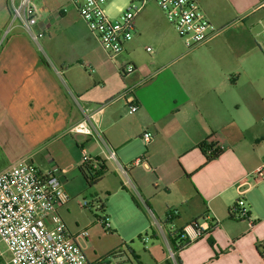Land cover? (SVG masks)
<instances>
[{
	"label": "crops",
	"instance_id": "0c3cea01",
	"mask_svg": "<svg viewBox=\"0 0 264 264\" xmlns=\"http://www.w3.org/2000/svg\"><path fill=\"white\" fill-rule=\"evenodd\" d=\"M68 2L45 0L38 25L29 32L19 22L0 46V171L29 159L43 171L56 169L69 194L66 182L70 175L81 176L84 156L100 158L108 171L99 183L104 199L98 198L105 200V211L109 208V232L122 227L112 210L113 194L121 202L120 212L133 221L147 218L148 212L158 226L152 230L150 257L133 250L142 264H169L171 259L178 264L171 240L176 242L186 226L205 216L217 225L179 251L181 264H264V177L252 179L264 167V75L259 76L255 57L257 50L262 53L264 0H198L220 34L191 52L183 51L179 37L180 43L169 35L174 29L151 2L137 15L134 38L119 57L109 61L92 47L71 64L53 50L46 57L39 44L45 32L67 21L73 11ZM12 19L11 0H0V43ZM41 32L35 40L33 35ZM147 43L156 52L144 57L139 49ZM127 64L135 69L123 76L121 67ZM126 93L131 94L122 98ZM130 98L139 106L134 114H129ZM84 121L91 124L92 135L74 131ZM145 130L153 135L148 145L142 140ZM205 141L222 151L208 164L199 149ZM51 150L53 164L42 154ZM142 157L148 168L133 167ZM241 198L253 225L229 217ZM173 208L179 215L166 224ZM122 239L117 248L128 244ZM117 248L87 258L130 264L124 252L101 259Z\"/></svg>",
	"mask_w": 264,
	"mask_h": 264
},
{
	"label": "built area",
	"instance_id": "2783aa9c",
	"mask_svg": "<svg viewBox=\"0 0 264 264\" xmlns=\"http://www.w3.org/2000/svg\"><path fill=\"white\" fill-rule=\"evenodd\" d=\"M11 0L13 19L31 32L38 23L39 10L33 0ZM109 0H69L111 60H115L134 38L137 15L153 2L158 5L168 24L183 41L188 51L204 46L220 34L205 16L198 0H132L129 7L117 19H111L105 10ZM43 32L33 35L38 40ZM264 54V29L258 42ZM150 49L147 48V51ZM134 66L127 64L124 75L131 74ZM126 93L122 98L129 96ZM139 106L133 98L129 100V114H134ZM74 131L92 135L89 121L79 123ZM153 135L144 131L142 140L145 145L151 143ZM216 148L220 149L216 144ZM115 157V153H111ZM87 155L83 163L92 162ZM133 167L148 168L147 158L136 159ZM127 174V169L121 165ZM253 180L264 177V167L258 168L252 175ZM69 202L62 178L56 169L41 170L29 159L0 171V243L6 246L9 256L0 250V264H93L87 258L88 230L71 232L63 221L59 211ZM245 201L236 202L237 219L253 225ZM179 210H169L167 219L172 221ZM101 224L106 231L111 230L107 217ZM217 225L210 216L186 226L182 231L183 239L190 243L206 235ZM148 238L145 239L147 241ZM264 259V241L260 244Z\"/></svg>",
	"mask_w": 264,
	"mask_h": 264
},
{
	"label": "rangeland",
	"instance_id": "374dc122",
	"mask_svg": "<svg viewBox=\"0 0 264 264\" xmlns=\"http://www.w3.org/2000/svg\"><path fill=\"white\" fill-rule=\"evenodd\" d=\"M58 1L63 2V0ZM131 1L132 0H109L105 7L107 15L114 20L119 18V16L129 7ZM33 2L39 8V11L44 12V10L47 9L44 3L45 0H33ZM66 7H68L69 9L71 8L73 10L72 13H69L67 21H65L62 25L54 26L52 30L47 31V33L45 32L44 36L40 38L39 44L42 49L44 48L45 50V53L42 54L47 57V54H51L50 50H53V52L57 56L63 57L67 61V63L71 64L75 63L76 60L80 59L82 56L88 54V49L90 50V48L96 47L101 51V53H103V55H105L107 60L111 61L108 55L104 52L101 45L95 40V37L90 33L87 25L77 13L74 6L70 2H68ZM152 7L154 9L153 14L155 16L158 15L159 10L157 6L153 4ZM18 23V20L12 19L6 31L4 39L0 43V46L5 42L6 37H8L9 35L12 36V34L15 32L14 25H17ZM171 31L172 32H169V35L171 37H177V39L179 40L178 43L182 42L178 38L176 32L172 29ZM180 44L182 46H179L182 47L183 51L185 52L187 48H185L182 43ZM147 48H149L150 50L147 51ZM139 51L145 55L144 57H149L151 55H154L156 49L152 44L147 43L146 45H144L143 49L140 48ZM257 51L263 58L262 59L259 54L255 55V57L257 58V62L262 69L261 74H259V76H263L264 56L259 50ZM96 58L101 59V56H99V58ZM96 62H98V64L101 63V61L99 60H97ZM103 65L106 64L103 63ZM89 72L90 74L93 73L91 69H88V73ZM260 80L261 82H263L262 78ZM118 85H120V82H118ZM2 148L3 146L0 144V159L2 154ZM55 150H57L56 147ZM53 153L54 150L42 153L43 156L46 157V160L49 164H53ZM76 172L77 174L79 173L78 170H76ZM66 188L69 192L68 195L70 202L66 207L61 208L59 213L71 232H80L85 229H88L90 233V250L87 252V255L91 259L93 258L94 253L104 252L107 249L114 250L115 248H117L123 240L122 237L125 239V242H128V244L131 245L132 249L135 252L139 253L141 256H143L144 259L150 257L148 250L152 246V243L155 242V240L152 238V233L153 231H158V226L150 215V213L146 212L147 218H140L139 221H133L132 216L128 214L127 216L126 213L120 212L121 202L118 196L113 194L111 201L112 210H117L118 214H116V212H112L114 213V217H117L121 221L122 227H120L119 232H109L104 230L101 221L99 220V218L101 219L102 217H104V215L109 214V208L107 209V211L102 212L98 210V205L96 204V198L104 197V195H102L101 185L96 184L89 187L86 185V182L84 181L82 176L72 179L70 175L68 177V182H66ZM163 223L164 220H161L162 226L164 225ZM150 227L153 228L150 229ZM165 231H167V229H165ZM146 238H148L147 241H145ZM0 250L5 254L6 257L9 256L6 246L2 243H0ZM118 262H120V260ZM172 262L173 259L169 260L168 263L172 264Z\"/></svg>",
	"mask_w": 264,
	"mask_h": 264
},
{
	"label": "trees",
	"instance_id": "16d2710c",
	"mask_svg": "<svg viewBox=\"0 0 264 264\" xmlns=\"http://www.w3.org/2000/svg\"><path fill=\"white\" fill-rule=\"evenodd\" d=\"M123 70L124 68L121 67V73L124 75ZM199 149L202 151V153L205 156V164H208L214 161L222 153L221 149L216 148V143L208 144L206 141L199 144ZM107 171L108 169L106 167L105 161L100 158H94L92 162H85L79 166V172L82 178L84 179V181L86 182V185L89 187L99 184L102 178L104 177V175L107 173ZM133 200L139 206V202L134 197H133ZM96 204L98 205V210L105 212L106 204L104 200H101L100 198H96ZM237 211H238V207L235 204L230 211L229 217L233 219H237L235 216V213ZM105 217L107 216L104 215V217L102 218H105ZM102 218L101 219L99 218V220L101 221ZM165 222L166 224L172 223V221H169L167 218ZM171 238L172 236H170V239ZM171 241L173 242V245H174V252H175L176 260L178 264H181L178 253L180 250L187 247L191 243L188 240L183 239L182 232L178 236L177 241L179 242L176 241L177 242L176 243L174 242L173 239ZM209 242L212 246L215 245V242L211 237H209ZM118 252L126 253L130 264H142L140 261V257L133 251L130 244H127V243H124L119 248H117L115 251H112L111 253H109L105 257H102L101 259L107 258L108 256L114 253H118ZM93 264H98V263H93Z\"/></svg>",
	"mask_w": 264,
	"mask_h": 264
}]
</instances>
